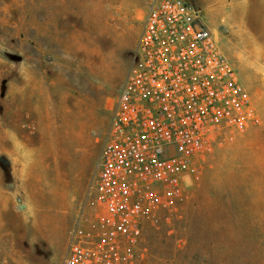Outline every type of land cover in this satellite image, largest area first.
I'll return each instance as SVG.
<instances>
[{"label": "rangeland", "instance_id": "374dc122", "mask_svg": "<svg viewBox=\"0 0 264 264\" xmlns=\"http://www.w3.org/2000/svg\"><path fill=\"white\" fill-rule=\"evenodd\" d=\"M190 2L257 119L210 138L183 193L145 223L137 264H264V0ZM146 4L0 0V264H62L76 227L107 226L88 192Z\"/></svg>", "mask_w": 264, "mask_h": 264}, {"label": "built area", "instance_id": "2783aa9c", "mask_svg": "<svg viewBox=\"0 0 264 264\" xmlns=\"http://www.w3.org/2000/svg\"><path fill=\"white\" fill-rule=\"evenodd\" d=\"M142 22L88 192L107 226L76 227L62 264H137L145 223L170 209L167 195L183 193L210 138L257 119L250 90L194 4L147 0Z\"/></svg>", "mask_w": 264, "mask_h": 264}, {"label": "crops", "instance_id": "0c3cea01", "mask_svg": "<svg viewBox=\"0 0 264 264\" xmlns=\"http://www.w3.org/2000/svg\"><path fill=\"white\" fill-rule=\"evenodd\" d=\"M187 1H189V2H190V0H187Z\"/></svg>", "mask_w": 264, "mask_h": 264}]
</instances>
